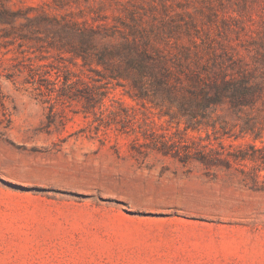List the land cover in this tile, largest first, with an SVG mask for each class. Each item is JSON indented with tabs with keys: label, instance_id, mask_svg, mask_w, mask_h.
Wrapping results in <instances>:
<instances>
[{
	"label": "rangeland",
	"instance_id": "374dc122",
	"mask_svg": "<svg viewBox=\"0 0 264 264\" xmlns=\"http://www.w3.org/2000/svg\"><path fill=\"white\" fill-rule=\"evenodd\" d=\"M2 9L46 14L47 30L0 24V264H264V165L235 158L264 148V123L257 139L230 119L226 134L186 129L133 99L124 80L82 65L55 24L104 25L118 38L129 26L158 31L250 62L264 57V0H0Z\"/></svg>",
	"mask_w": 264,
	"mask_h": 264
},
{
	"label": "trees",
	"instance_id": "16d2710c",
	"mask_svg": "<svg viewBox=\"0 0 264 264\" xmlns=\"http://www.w3.org/2000/svg\"><path fill=\"white\" fill-rule=\"evenodd\" d=\"M19 18L25 22L22 26L36 24L47 30L46 14L31 18L23 12L0 10L5 32L15 29ZM55 24L59 26L58 33L70 42L68 52L82 65L101 67L105 79L124 80L133 90V99L164 107V114L182 120L186 129L207 126L216 131L219 124L226 134L224 129L230 119L241 121V135L261 137L254 125L264 123V57L247 62L217 54L193 40L189 46L179 44L158 31L144 35L141 29V35L130 26L129 33L119 32L118 38L117 32L104 25L81 26L71 21ZM235 158L264 165V148L253 151L251 156L241 153ZM196 160L208 165L205 157Z\"/></svg>",
	"mask_w": 264,
	"mask_h": 264
}]
</instances>
